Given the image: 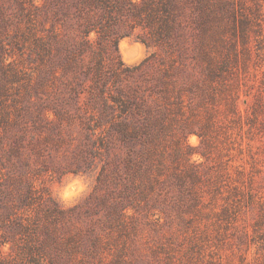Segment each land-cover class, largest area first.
<instances>
[{
    "label": "rangeland",
    "instance_id": "obj_1",
    "mask_svg": "<svg viewBox=\"0 0 264 264\" xmlns=\"http://www.w3.org/2000/svg\"><path fill=\"white\" fill-rule=\"evenodd\" d=\"M107 1L0 0V264H264V0Z\"/></svg>",
    "mask_w": 264,
    "mask_h": 264
},
{
    "label": "trees",
    "instance_id": "obj_2",
    "mask_svg": "<svg viewBox=\"0 0 264 264\" xmlns=\"http://www.w3.org/2000/svg\"><path fill=\"white\" fill-rule=\"evenodd\" d=\"M82 3H86L87 5H93V7L94 8H97V9H99V10H102V14H100V20L99 19H97V21H96V23H101L102 22V18L103 19H106L107 18V16L108 17H111V14H110V12L112 11L111 9H115V10H118V7H116V6H114V4H112V3H109L107 0H80ZM158 3H160L161 4V6H162V9H164L165 10V12H169V10H170V5H166V4H162L163 3V0H156ZM149 2L150 1H146V0H141V2L139 3V4H137V3H134L133 1H130V2H128V5L130 6V7H135V8H138V10L140 9V10H142V9H146V11H147V7H149ZM111 5V6H110ZM150 9V8H149ZM137 10V11H138ZM150 13V12H149ZM136 14V16H138L139 17V14H138V12H136L135 13ZM149 18L148 19H152V17H153V13H150L149 14V16H148ZM153 20V19H152ZM90 25H92V24H90ZM167 26H168V22H167ZM91 27V26H90ZM88 28V27H87ZM85 29V30H88V32H87V34H86V36L88 37L89 36V33H90V31L91 30H89L90 28H88V29ZM169 27L167 28V30H164V34H168L169 33ZM85 44H87L88 46H90V43H89V40H88V38H86L85 40H84V45Z\"/></svg>",
    "mask_w": 264,
    "mask_h": 264
}]
</instances>
